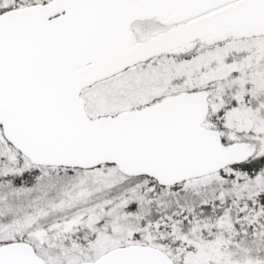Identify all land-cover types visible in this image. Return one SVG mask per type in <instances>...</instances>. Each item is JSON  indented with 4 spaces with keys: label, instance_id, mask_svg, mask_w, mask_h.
Returning a JSON list of instances; mask_svg holds the SVG:
<instances>
[{
    "label": "snow or ice",
    "instance_id": "snow-or-ice-1",
    "mask_svg": "<svg viewBox=\"0 0 264 264\" xmlns=\"http://www.w3.org/2000/svg\"><path fill=\"white\" fill-rule=\"evenodd\" d=\"M0 264H264V0H0Z\"/></svg>",
    "mask_w": 264,
    "mask_h": 264
}]
</instances>
